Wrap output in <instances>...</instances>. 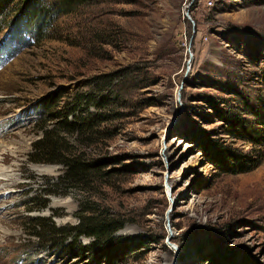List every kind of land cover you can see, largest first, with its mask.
Instances as JSON below:
<instances>
[{
    "label": "rangeland",
    "instance_id": "374dc122",
    "mask_svg": "<svg viewBox=\"0 0 264 264\" xmlns=\"http://www.w3.org/2000/svg\"><path fill=\"white\" fill-rule=\"evenodd\" d=\"M206 1L15 0L0 15V264H264V140L224 119L264 117V0ZM42 128L90 174L30 162ZM231 153L250 167L224 171ZM86 210L121 224L105 245L29 226Z\"/></svg>",
    "mask_w": 264,
    "mask_h": 264
},
{
    "label": "trees",
    "instance_id": "16d2710c",
    "mask_svg": "<svg viewBox=\"0 0 264 264\" xmlns=\"http://www.w3.org/2000/svg\"><path fill=\"white\" fill-rule=\"evenodd\" d=\"M15 0H0V15L5 12L7 8ZM31 1V0H24ZM64 1V0H63ZM56 11L62 12L63 6L61 3L56 4ZM24 27L27 26L26 23L22 24ZM258 118V126H250L249 123L238 116H230V120L224 117L228 123L226 132L232 137H237L240 139L248 140L249 142L256 143L261 139L264 140L262 136L264 132V117H259L260 112H255ZM88 127L91 125L87 124ZM250 127V128H249ZM42 136L33 143V151L30 154L29 161L33 163H60L63 164L67 170L65 178L68 181H75L80 175L84 173L90 174L92 169L95 167V162H85L78 158H66L65 155L70 154L68 150L63 151L62 146L59 144L58 140H55L52 135L55 134L53 129L42 128ZM262 137V138H260ZM61 139L63 137H60ZM67 151V154H65ZM233 162H224V171H245L250 167L247 162L250 160L249 154H237L231 153ZM229 160V161H230ZM78 176V177H76ZM80 179V178H79ZM79 181V180H78ZM101 212V211H100ZM99 212V213H100ZM84 214L79 218L77 225L72 227L56 228L52 222H48L42 218H32L29 219V226H31L37 232H31L34 236L41 239V233H47L56 238L59 247H62V243L67 234H74L76 237L88 236L93 237L95 243H102L105 245V241L121 227V224H117L116 221L110 219L109 217H102L95 210H86Z\"/></svg>",
    "mask_w": 264,
    "mask_h": 264
},
{
    "label": "bare ground",
    "instance_id": "6f19581e",
    "mask_svg": "<svg viewBox=\"0 0 264 264\" xmlns=\"http://www.w3.org/2000/svg\"><path fill=\"white\" fill-rule=\"evenodd\" d=\"M3 149H0V152H2ZM3 154V153H2ZM8 170H4V169H1L0 168V176L3 177V176H7L6 174H9L10 172ZM40 173H45V170H40L39 171ZM4 178V177H3ZM54 206H57L56 204H54Z\"/></svg>",
    "mask_w": 264,
    "mask_h": 264
},
{
    "label": "water",
    "instance_id": "95a60500",
    "mask_svg": "<svg viewBox=\"0 0 264 264\" xmlns=\"http://www.w3.org/2000/svg\"><path fill=\"white\" fill-rule=\"evenodd\" d=\"M188 12H189V10H188V8H186L185 9V15H186V17H187V19L192 23V25L194 24V21H193V19L189 16V14H188ZM193 38V35H191V37H190V40ZM192 55H191V53H190V57H191Z\"/></svg>",
    "mask_w": 264,
    "mask_h": 264
},
{
    "label": "built area",
    "instance_id": "2783aa9c",
    "mask_svg": "<svg viewBox=\"0 0 264 264\" xmlns=\"http://www.w3.org/2000/svg\"><path fill=\"white\" fill-rule=\"evenodd\" d=\"M206 3L208 6H213V4L216 3V0H207Z\"/></svg>",
    "mask_w": 264,
    "mask_h": 264
}]
</instances>
